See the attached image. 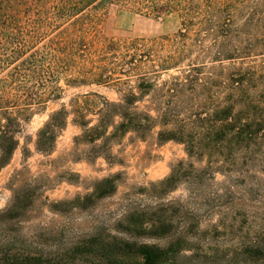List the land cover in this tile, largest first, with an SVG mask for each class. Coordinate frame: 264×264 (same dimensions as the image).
<instances>
[{
	"label": "trees",
	"instance_id": "1",
	"mask_svg": "<svg viewBox=\"0 0 264 264\" xmlns=\"http://www.w3.org/2000/svg\"><path fill=\"white\" fill-rule=\"evenodd\" d=\"M230 2L0 0V169L9 163L17 147L22 122L31 117L35 107L58 98L60 80L72 86L127 83L128 72H134L135 90L129 87L120 100L84 93L71 100L70 109L61 104L50 112L36 133L38 151L51 152L72 115L80 128L74 141L89 144L91 157L112 162L114 141L129 133L144 140L153 132L158 142L181 143L188 157L176 160L165 178L137 188L136 197L126 193L124 208L109 218L111 223L102 222L67 251L53 257L25 250L0 254V264H264V231L254 239L246 236L238 246L228 249L214 241L220 233H227L236 219L223 208L242 199L232 189L241 183L219 184L215 175L236 170L238 176H249L243 167L249 165V158L255 160L253 147L264 140V88L254 91L262 94H252L257 88L253 69L243 65L229 69L224 86L227 95L206 111V101H194L193 92L205 85L197 77V65L188 63L187 70L156 84L162 71L176 68L189 57L187 44L160 55L156 47L162 45L161 38L119 42L104 39L99 33L104 15L114 6L154 18L175 16L179 22L177 38L212 25L207 30L219 33L213 39L217 44L220 36L223 41L228 37L224 27L229 25V15L223 8ZM210 10L216 13V20L209 18ZM199 40L193 38L194 46L202 51L198 57L204 55ZM233 50L227 51L226 58H235ZM261 65L264 76V60ZM151 94V105L138 107L137 103ZM239 154L244 157L242 162L237 161ZM194 159L205 164L196 167ZM117 176L98 179L90 192L57 206L86 209L115 192ZM180 185L187 187V198H169ZM252 188L255 196L258 189ZM17 199L15 195V202ZM213 214L218 220L200 229V221L211 222Z\"/></svg>",
	"mask_w": 264,
	"mask_h": 264
},
{
	"label": "rangeland",
	"instance_id": "2",
	"mask_svg": "<svg viewBox=\"0 0 264 264\" xmlns=\"http://www.w3.org/2000/svg\"><path fill=\"white\" fill-rule=\"evenodd\" d=\"M231 1L223 8L224 13L229 15V25L224 27L228 37L223 41V36H220L217 44L213 39L219 33L208 31L212 25L206 27L208 30L195 29L187 37L177 38L179 22L175 16L154 18L114 6L104 15L99 33L104 39L119 42L135 38H161L162 45L160 48L156 47L160 55L180 49L183 43L187 44L191 51L189 57L176 68L162 71L156 84L159 86L170 80L172 75H179V71L187 70L188 63L197 65L200 68L197 77L205 85L203 89L193 92L194 101H206V111H211L227 95L224 87L226 72L233 66L243 65L253 69L257 88L252 94H262L254 91L264 88V76L261 74V63L264 60V0ZM208 16L217 19L212 10ZM217 30L221 31L220 28ZM193 38L200 39L203 44V56L198 57L202 51L194 46ZM222 42L227 45L226 48H223ZM231 48L234 49L235 58L228 59L226 53ZM218 53L220 54L217 56ZM132 73L134 72L127 73L130 74L127 83H78L72 86L60 80L62 90L58 98L47 100L42 107H35L31 117L22 122L17 147L9 163L0 169V254L13 255L25 250L53 257L60 251L63 253L72 244L93 232L102 222L111 223L109 218L116 216V212L124 208L126 193L131 195L130 198L136 197L134 195L137 188L165 178L176 160H188L181 143L158 142L154 132L144 140L129 133L114 141L111 148L114 155L112 162L102 157H91L88 155L89 144L74 141L80 128L72 121V115L67 117L66 125L57 135L50 153L40 152L36 148L37 130L50 112L59 109L61 104L70 109L71 100L84 93L96 92L110 101H118L129 87L135 90L136 78ZM125 77L122 76L121 79ZM151 100L152 94L137 105H151ZM252 152L255 160L249 158V165L243 167L249 176H238L236 170H233L225 175L217 173L214 178L219 184L241 183L232 189L242 199L223 208L236 219L229 225L227 233H220L214 238L223 249L238 246L246 236L254 239L255 234L264 231V140L256 144ZM243 160V155L239 154L237 161ZM193 162L196 167L205 164L204 160L194 159ZM112 174L118 176L117 188L111 196L101 198L86 209L71 208L69 205L57 206L61 201L72 200L76 195L90 192L96 180ZM241 177L244 182L238 181ZM251 187L258 189L255 196L250 192ZM15 195L19 197L16 202ZM187 195V187L180 185L168 197L186 199ZM10 206L11 209L6 211ZM217 220V214H213L211 222L203 219L199 228L205 229Z\"/></svg>",
	"mask_w": 264,
	"mask_h": 264
}]
</instances>
